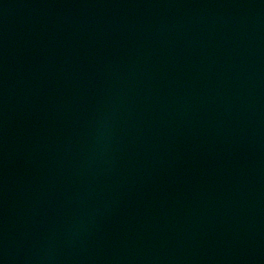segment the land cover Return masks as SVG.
Returning a JSON list of instances; mask_svg holds the SVG:
<instances>
[{
	"label": "water",
	"instance_id": "obj_1",
	"mask_svg": "<svg viewBox=\"0 0 264 264\" xmlns=\"http://www.w3.org/2000/svg\"><path fill=\"white\" fill-rule=\"evenodd\" d=\"M0 264H264V0H0Z\"/></svg>",
	"mask_w": 264,
	"mask_h": 264
}]
</instances>
